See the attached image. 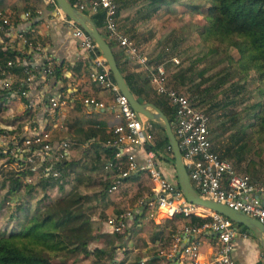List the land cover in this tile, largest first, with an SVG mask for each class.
<instances>
[{
	"label": "rangeland",
	"instance_id": "obj_1",
	"mask_svg": "<svg viewBox=\"0 0 264 264\" xmlns=\"http://www.w3.org/2000/svg\"><path fill=\"white\" fill-rule=\"evenodd\" d=\"M3 1L0 0V6ZM124 1L128 3L121 8L118 7L116 18L118 29L134 42L138 51L147 58L148 65L162 62L167 84L182 91L194 103L196 102L195 104L204 108L209 116L208 128L213 147L230 159L236 169L245 171L252 179L263 180L264 121H260L257 116L259 110L257 102L264 103V99L260 95L259 82L253 76V69L243 71L240 68L242 66L237 59V50L229 42L228 36L221 37L202 31V24L206 21L205 6L209 5L210 0ZM172 1H175L173 5L167 4ZM18 8L19 6L16 7ZM83 11L88 12V8H84ZM100 31L107 35L104 26H101ZM3 35L4 29L0 26V40L4 41L6 37ZM5 42L8 44L12 42L10 35ZM110 43L121 52L115 41L112 40ZM14 44L17 45L16 40ZM126 59L127 73L135 86L149 98L155 99L157 104L165 101V97L156 92L146 73L137 66V63ZM200 69L204 70L200 73ZM232 81L241 85L235 84L232 85L233 88L232 86L228 88L229 82ZM196 83L201 88L199 95L211 96V99L197 101L198 94L191 91ZM226 91L228 94L233 93L231 100L228 99V95H223ZM213 94H216L215 98L218 97L219 101L212 105L211 102L215 99ZM18 103H21V106H18ZM23 110L20 98L0 100V121L11 122V125L18 124L19 130L15 128L11 130L18 132L26 123L25 120L20 121L21 115H17ZM147 119L150 125L146 131L149 133L150 141L155 143L161 135V129L158 127L161 125L155 119L149 117ZM11 132L3 134L6 137L15 134ZM55 134L61 137L63 132L56 129ZM104 135L103 130L70 135L68 159H72L73 163L66 171L62 188L53 185L45 192L37 181L46 176L34 181L27 180L25 175L30 171H25V167L17 171L20 179L17 188L13 191L7 190L10 182L6 180V183H2V180L8 174V169H16L15 160L9 157L12 156V147H8V150L0 155V233L7 234L20 228L23 223L28 222V216L38 207L61 198L64 192L70 189H75L86 194L82 200L83 207L93 218V222L95 224L97 222L99 228L98 231L95 230L96 236L88 242L89 246L100 244L107 249L105 253L113 251L116 259L123 260L122 264H145L143 256L146 254L168 251L169 231L174 223L167 219L165 211L157 207L155 202H149L151 182L147 174L143 173L137 176V179H124L118 182L115 188L111 190L107 188V191L103 192L104 182L114 181L122 165L115 160L116 167L104 165L106 156L102 151L99 152L100 141ZM225 144L228 148L222 152ZM5 146L6 144L1 143L0 151ZM158 148L161 154L169 156L165 144ZM166 162L171 164L169 160H158L165 174L167 170L165 165L168 172L171 169ZM166 176L174 179V176L171 178L168 173ZM44 194L47 197H43ZM40 196L42 198L38 199ZM143 198L146 199L142 201ZM138 202L142 203L141 208L132 213ZM119 212L131 214L124 223L123 232L120 235L109 234L108 231V234L101 233L106 230L104 226L106 217ZM99 233L103 234V237L96 239ZM59 252L62 253L49 249L50 264H59L62 259L73 264L89 261L88 257L80 253L66 252L63 255Z\"/></svg>",
	"mask_w": 264,
	"mask_h": 264
},
{
	"label": "built area",
	"instance_id": "obj_2",
	"mask_svg": "<svg viewBox=\"0 0 264 264\" xmlns=\"http://www.w3.org/2000/svg\"><path fill=\"white\" fill-rule=\"evenodd\" d=\"M44 1L52 4L54 11L68 26L71 35L76 37L78 44L92 56L95 68L88 73L90 79L110 93L114 122L111 133L105 138L104 143L114 146L115 162L119 161L122 165L114 181L108 185V190L115 188L124 176L144 168L151 181L150 202H155L167 215L180 212L183 216L189 214L207 216V219L198 225L187 222L175 230L172 233V251L178 248L180 232H184L189 234L190 238L180 250L191 258V264H238L231 256L233 237L236 234L244 236L248 231L239 230L238 223L222 213L188 201L175 185L176 181L162 174L157 164L159 159L157 151L151 146L144 147L145 143H152L146 131L150 125L149 119L130 106L126 96L113 80L103 55L100 51H96V44L90 35L74 19L61 13L54 0ZM70 2L80 10L88 8L92 12L101 11L107 40L115 41L124 56L137 63V66L146 73L156 92L162 94L165 102L171 106L173 111L171 129L177 140L188 180L195 191L204 198L222 202L254 216L264 225V179L255 180L245 171H237L230 159L219 154L212 147L207 112L185 93L167 84L162 62L148 65L147 58L138 51L134 42L117 29L116 1L70 0ZM35 13L37 12L24 8L21 12L23 21L31 22ZM0 20L4 34L15 35L21 43V47H14L20 55H15L13 61L8 59L0 64V87L4 90L5 100L20 98L24 108L42 109L45 113L52 114L50 120L52 122L49 121L46 126L35 121L36 119H27L18 132L0 130V144H6L2 150L12 147L16 169L25 167L30 171L25 175L27 180L34 181L42 176L56 178L61 173L57 162L69 157L70 140L64 136L53 135L52 128L60 129L63 126L62 120L54 110L66 103L65 96H69L71 100L78 98L81 103L92 107H103L104 102L90 94L77 95L72 89H69L65 96L59 91L44 92L43 89L32 93V88L37 87L34 83L43 84L49 76H55L53 70L56 61L51 54L44 51L39 41H32V37L25 34V30L29 27L13 28L14 25L6 10L4 12L0 9ZM35 53L36 57H34ZM11 64H20L22 67L19 71L10 70L8 66ZM18 104L21 106V103ZM3 132L15 134L6 137ZM133 147L140 149L141 161L135 158ZM105 162L110 164L109 160ZM127 219H129L128 212L112 214L104 221L105 229L121 230ZM202 228H207L216 234L215 252L206 260L197 258L196 234ZM251 264L262 263L254 260Z\"/></svg>",
	"mask_w": 264,
	"mask_h": 264
},
{
	"label": "trees",
	"instance_id": "obj_3",
	"mask_svg": "<svg viewBox=\"0 0 264 264\" xmlns=\"http://www.w3.org/2000/svg\"><path fill=\"white\" fill-rule=\"evenodd\" d=\"M205 9L206 21L202 24V31L221 37H229V42L237 50V59L239 64L242 66L240 68L243 71H247L248 68L253 69V76L259 82L260 95L264 99V0H210L209 5L205 6ZM90 18L97 27L101 25L102 13L100 10L90 13ZM33 19L30 23L33 22ZM102 35L105 37L104 33H102ZM3 37L7 38L8 36L4 34ZM5 39L4 41L2 39L0 40V64L5 63L8 59L13 61L15 59V55H20V52L10 44L6 43ZM34 39L35 38H31L32 41H35ZM108 42L110 44L109 40ZM95 49L96 51H99L97 46H95ZM112 52L118 68L131 92L138 99L149 100L156 103L155 99L149 98L146 94L142 93L139 87L135 86L131 76L128 75V73L123 72L122 68L118 64L115 51ZM21 67L22 66L20 64H11L8 66L10 70L14 71H19ZM203 70L204 69H200L199 72L201 73ZM58 71V66L56 65L53 70L55 77L57 76ZM235 84L241 85L232 81L229 82L228 88L232 85L234 86ZM198 86V83H196L194 89L191 90L192 93L196 92V94H198L196 96L197 101L211 99V96L205 97L199 95L198 92L201 88ZM3 94L4 90L0 87V100L5 99ZM223 95H228L227 97L229 99L233 96V93L228 94V91H226ZM215 96L216 94L214 95V98ZM22 98L24 97L22 96ZM218 99L219 98L216 97L211 102L212 105L217 104L219 101ZM257 103L259 104L257 116L260 118V121H264V103ZM157 105L167 116L168 120L171 121L173 119L171 106L165 103V101H162ZM33 114V111L29 108H24V110L19 112L17 115H21L20 121L22 122L23 120L33 119ZM10 123L11 122L0 121V130L11 131L14 128L19 130L18 124L11 125L12 123ZM46 124L47 123H45L44 126H46ZM8 126H13V128H7ZM158 127L161 129L160 137L155 143H145L144 147H153L157 151L158 160L161 159L163 161H170L171 164H168V167H171L169 172L167 165H165L167 169L166 174L163 167L157 163L162 174L169 179V177L166 176L167 173L171 176V178L174 176L171 151L168 147L169 156H166L157 150V148L162 144H165V146L168 145L163 128L160 126ZM105 137L106 135L103 136L102 139H105ZM99 148V152L102 151L105 154V160H109V165L116 167L115 164L112 165L115 159L113 156L114 146L105 144L104 141H102ZM227 148L228 146L225 144L222 152H225ZM132 149L134 153H137L138 156L141 157V152H137V148L133 147ZM6 151L7 149L1 150L0 155H3ZM99 152L97 155H99ZM218 153L221 154L219 151ZM9 157L10 159H14V156L9 155ZM71 163H73L72 159H61L57 162V167L61 169V173L58 177L49 178L46 176L37 181L38 184H41L43 192H45L48 188L53 187V185L59 189L62 188L63 181L66 178V171L71 166ZM18 170L19 169H8V174L5 175L2 180V183H6V180L10 182L7 187L8 191L15 190L20 182V179L18 178L19 174L17 173ZM25 171L29 170L25 169ZM132 175L133 173L128 174L124 176L123 179L131 178ZM109 184L110 182L107 180L104 182L105 187L102 188L103 192L107 191ZM45 196L47 197L46 194H44L43 197ZM84 196H86V194H82L75 189H70L69 191L64 192L61 198L44 203L42 206L38 207L28 216V222L23 223L20 228L10 231L7 234L5 232L0 233V264H50L48 254L49 249L62 251V253H59L63 255H65L66 252H73V254L80 253L82 256L89 258L88 262H80L78 264H122L123 260L116 259L113 256V251L108 254V252L105 253V250L107 249L100 244H93L91 246L88 245V242L92 239V237L96 236L95 230L98 231L97 229L99 228L97 222L96 224L93 222V218L83 207L82 200L85 198ZM41 198L42 197L40 196L38 199ZM96 217L98 218V216ZM180 217H182L180 212H174L171 216L167 217V219L173 220L179 219ZM203 218L194 214H190L189 216V220L191 222H199ZM124 229L125 228L123 227L118 231L105 230L101 231V233L108 234L109 232V234L120 235ZM102 237L103 234L99 233L97 234L96 239H100ZM59 264L73 263L66 262L62 259Z\"/></svg>",
	"mask_w": 264,
	"mask_h": 264
},
{
	"label": "crops",
	"instance_id": "obj_4",
	"mask_svg": "<svg viewBox=\"0 0 264 264\" xmlns=\"http://www.w3.org/2000/svg\"><path fill=\"white\" fill-rule=\"evenodd\" d=\"M5 1L6 2L3 1V3H1V8L9 13V19L14 25L13 28H17L18 26L29 27L27 30H25V33L30 35L32 38H35V41H39L42 44L44 51H47L49 54H51V56L56 61V65L58 66L59 71L57 76H49L43 84L34 83L37 84V87L34 86L35 88H32V93L43 89L44 92L59 91L63 93L62 96H65L67 95V91L72 89L77 95L90 94L104 102L103 107H92L81 103L78 98L71 100L69 96H65L66 103L54 110V113L57 114L63 122V126L59 129L63 132L61 135H66L67 138H70V135L76 136L77 134L81 135L84 133L87 134L89 132L96 133L98 130H103L107 137L111 133V127L114 122L113 112L110 107L111 97L110 93L105 88L91 80L88 75L89 71L95 68V64L90 53L78 44L77 38L71 35L68 26L54 11L51 3L45 2L44 0ZM13 1H15V4H12ZM117 1L115 19L118 15V7L121 8L128 3V1L124 0ZM173 3H175V1L167 2L168 5H173ZM17 6H19L18 9H16ZM24 8H28L32 12H37L34 15L32 23L23 21L21 12ZM91 12L92 11L88 9V12L86 13H88L90 16ZM119 13H121L120 9ZM30 21H32V19ZM101 26L103 27V25L98 26L99 30H101ZM10 37L12 39V42L9 43L10 45L13 47H21L19 38L15 37L13 34H10ZM105 37L108 38L107 35H105ZM15 40L17 45L14 44ZM110 42H112V40H110ZM110 46L112 50L115 51L118 64L122 68L123 72L127 73L128 63L124 54L121 53L117 48H114L112 44ZM36 55L37 54L35 53L34 57H36ZM31 111L34 113L33 119H36L35 121L40 124L49 123V121L52 120V114L45 113L42 109H35ZM56 129L57 128H52L54 136ZM64 132H66V134ZM104 140L105 139L101 140L100 143ZM138 151L140 152L139 148H137V152ZM135 158L138 161H141V157L138 156L137 153H135ZM105 161L104 165H106ZM166 164L169 163L166 162ZM108 166L110 165L108 164ZM236 170L241 171L238 169ZM143 173L145 175L147 174L144 168H139L137 171L133 172L131 178H136ZM123 180L124 179L121 178L119 183ZM172 180H175V175L174 179ZM149 198L151 199V197ZM145 199L146 198H143L142 201ZM141 206V202L135 204V208L132 209V213L139 211L138 209H140ZM165 215L169 217L172 214ZM189 216L190 214L187 216L182 215V217L179 219L172 220L174 226L169 231V250L165 252L162 251L160 253L155 252L146 254V256H143L145 264H191V258L180 250V247L189 240V234L180 232V239L177 243L178 248L175 251H172V233L175 230L179 229L184 223L190 222L198 225L207 219V216L197 215L204 218L199 222H191L189 220ZM130 217L131 214L129 213V218ZM238 229H244L248 231V233L244 236L241 234H236L233 237V245L231 250V256L233 259L236 260L238 264H251L254 260H259L262 264H264V246L260 242L259 238L251 230L247 229L245 225L238 224ZM196 239L198 241L197 258L199 260H206L210 258L216 249V234L207 228H202L197 232Z\"/></svg>",
	"mask_w": 264,
	"mask_h": 264
},
{
	"label": "water",
	"instance_id": "obj_5",
	"mask_svg": "<svg viewBox=\"0 0 264 264\" xmlns=\"http://www.w3.org/2000/svg\"><path fill=\"white\" fill-rule=\"evenodd\" d=\"M66 15L74 19L95 42L98 50L103 55L111 76L119 90L126 96L130 106L146 117L157 120L164 130L167 144L171 151L176 186L188 201L203 205L209 209L218 211L229 217L238 224L245 225L251 230L264 246V225L254 216L248 215L239 209L227 206L222 202L207 199L200 196L191 186L185 167L180 156V149L177 140L171 129L170 121L163 111L152 101L138 99L129 89L125 79L118 68L113 55V50L106 37L102 35L98 27L90 18L88 13L76 8L70 0H54ZM263 241V242H262Z\"/></svg>",
	"mask_w": 264,
	"mask_h": 264
},
{
	"label": "bare ground",
	"instance_id": "obj_6",
	"mask_svg": "<svg viewBox=\"0 0 264 264\" xmlns=\"http://www.w3.org/2000/svg\"><path fill=\"white\" fill-rule=\"evenodd\" d=\"M61 13L65 14L64 11L60 8Z\"/></svg>",
	"mask_w": 264,
	"mask_h": 264
}]
</instances>
